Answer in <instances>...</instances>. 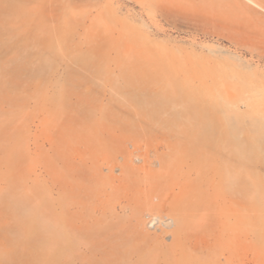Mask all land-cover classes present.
I'll list each match as a JSON object with an SVG mask.
<instances>
[{
  "label": "rangeland",
  "instance_id": "obj_1",
  "mask_svg": "<svg viewBox=\"0 0 264 264\" xmlns=\"http://www.w3.org/2000/svg\"><path fill=\"white\" fill-rule=\"evenodd\" d=\"M0 264H264V0H0Z\"/></svg>",
  "mask_w": 264,
  "mask_h": 264
}]
</instances>
